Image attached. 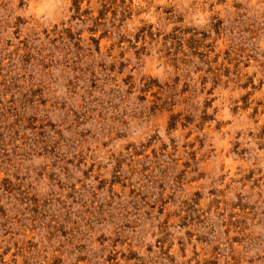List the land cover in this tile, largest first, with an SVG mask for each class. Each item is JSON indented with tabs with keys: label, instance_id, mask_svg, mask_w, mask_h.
I'll return each instance as SVG.
<instances>
[{
	"label": "rangeland",
	"instance_id": "1",
	"mask_svg": "<svg viewBox=\"0 0 264 264\" xmlns=\"http://www.w3.org/2000/svg\"><path fill=\"white\" fill-rule=\"evenodd\" d=\"M0 264H264V0H0Z\"/></svg>",
	"mask_w": 264,
	"mask_h": 264
}]
</instances>
